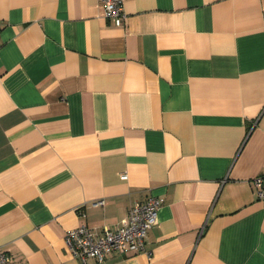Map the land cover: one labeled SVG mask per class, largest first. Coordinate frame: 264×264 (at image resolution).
<instances>
[{
  "label": "crops",
  "instance_id": "crops-1",
  "mask_svg": "<svg viewBox=\"0 0 264 264\" xmlns=\"http://www.w3.org/2000/svg\"><path fill=\"white\" fill-rule=\"evenodd\" d=\"M124 10L116 24L104 0H0V250L264 264V0ZM150 195L163 202L146 251L72 255L68 229L115 228Z\"/></svg>",
  "mask_w": 264,
  "mask_h": 264
},
{
  "label": "built area",
  "instance_id": "built-area-1",
  "mask_svg": "<svg viewBox=\"0 0 264 264\" xmlns=\"http://www.w3.org/2000/svg\"><path fill=\"white\" fill-rule=\"evenodd\" d=\"M105 15L116 24H122L127 13L124 0H104ZM127 177V173L122 174ZM253 184L258 198L264 202V174L256 175ZM163 198L150 195L145 200L135 201L122 219L119 226L112 228L104 225L100 233L87 223L68 229L66 243L73 256L83 262L89 257L106 261L107 255L113 251L122 253H140L146 251V237L149 229L158 221V212ZM106 199L93 201L94 206H104ZM0 264H12V255L0 250Z\"/></svg>",
  "mask_w": 264,
  "mask_h": 264
}]
</instances>
